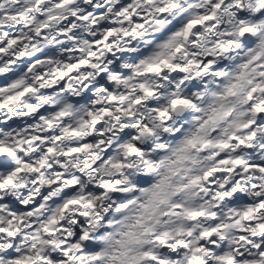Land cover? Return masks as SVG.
<instances>
[{
  "label": "snow or ice",
  "instance_id": "6c2138e0",
  "mask_svg": "<svg viewBox=\"0 0 264 264\" xmlns=\"http://www.w3.org/2000/svg\"><path fill=\"white\" fill-rule=\"evenodd\" d=\"M0 264H264V0H0Z\"/></svg>",
  "mask_w": 264,
  "mask_h": 264
}]
</instances>
